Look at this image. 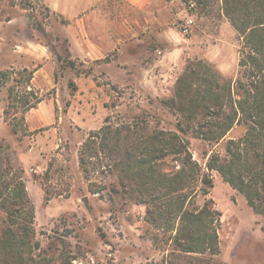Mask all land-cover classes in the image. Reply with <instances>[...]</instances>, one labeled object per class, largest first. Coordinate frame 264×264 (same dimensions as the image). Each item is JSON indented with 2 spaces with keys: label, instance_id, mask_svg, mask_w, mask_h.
<instances>
[{
  "label": "rangeland",
  "instance_id": "rangeland-1",
  "mask_svg": "<svg viewBox=\"0 0 264 264\" xmlns=\"http://www.w3.org/2000/svg\"><path fill=\"white\" fill-rule=\"evenodd\" d=\"M85 1L52 7L46 0H0V36L10 45L36 46L53 60L43 74L52 83L36 91L43 97L41 113L27 121L20 107L16 115L25 114L27 130L14 134L0 119V190L9 179L24 182L35 208L36 258L52 264L73 258V264H264V219L218 172L205 169L212 152L224 153L226 141L241 128L219 144L186 135L194 160L213 182L195 202L202 206L212 199L221 214L216 255L166 248L168 235L147 222L146 206L124 193L112 196L115 178L107 172L87 178L79 164L82 144L109 115L145 114L151 128L180 134V80L190 66L204 83L215 77L221 85H235L241 41L222 0H206L193 11L182 0ZM189 16L194 24L185 34ZM106 32L115 36V47L106 44L100 60L87 58L89 38L97 42ZM15 84L4 87L5 107ZM95 184L108 189L93 194ZM1 200L0 232L10 225Z\"/></svg>",
  "mask_w": 264,
  "mask_h": 264
},
{
  "label": "trees",
  "instance_id": "trees-1",
  "mask_svg": "<svg viewBox=\"0 0 264 264\" xmlns=\"http://www.w3.org/2000/svg\"><path fill=\"white\" fill-rule=\"evenodd\" d=\"M182 1L187 5L192 1L198 9L206 0ZM222 11L241 41L240 76L235 85L232 81L221 85L215 77L214 83H204L197 68L190 66L180 80V134L151 128L145 114L109 115L79 151V164L87 178L93 172L109 173L115 178L109 193H124L146 206L147 222L168 235L166 248L172 246L187 255L219 253L221 214L213 207L212 199L202 206L195 202L209 194L213 182L194 160L186 135L219 144L234 129H242L239 136L226 141L224 153L212 152L205 169L218 172L264 219V0H222ZM35 71H0V90L16 83L9 88L4 109L5 121L14 134L27 130L25 114L16 118L20 107L27 113L43 102V97L31 88ZM197 80L201 85L194 89ZM169 163L173 165L167 168ZM105 186L95 184L90 191L97 194ZM1 189L9 192L4 197L0 190L10 225L0 232V264H21L24 255L28 257L26 264H52L36 258L35 208L21 177L9 179ZM74 259L54 264H73ZM168 264L173 262L169 260Z\"/></svg>",
  "mask_w": 264,
  "mask_h": 264
},
{
  "label": "crops",
  "instance_id": "crops-1",
  "mask_svg": "<svg viewBox=\"0 0 264 264\" xmlns=\"http://www.w3.org/2000/svg\"><path fill=\"white\" fill-rule=\"evenodd\" d=\"M49 5L54 7L73 5L76 6L79 3L85 4V0H46ZM93 0H90L87 5H91ZM115 36L106 32L99 36V41L88 40L87 53L85 54L87 58L92 60H100L105 56V46L115 47ZM53 62L52 58L47 52L41 51L36 46L32 48H26L19 44L10 45L7 40L0 36V71L5 69H29L36 70L34 73L33 80L31 81V88L35 91H44L45 88H49L50 83H52V77L43 78L45 70ZM42 77V78H41ZM43 79V80H42ZM49 80V81H48ZM5 92L4 88L0 90V119L4 122V109H5ZM44 102H41L36 108L27 112V121L29 115L40 114L42 111V106ZM28 123V122H27ZM5 125V124H4ZM7 127V126H6Z\"/></svg>",
  "mask_w": 264,
  "mask_h": 264
},
{
  "label": "built area",
  "instance_id": "built-area-1",
  "mask_svg": "<svg viewBox=\"0 0 264 264\" xmlns=\"http://www.w3.org/2000/svg\"><path fill=\"white\" fill-rule=\"evenodd\" d=\"M189 7H190V10L193 11L196 8V4L191 1L189 3ZM193 24H194V17L193 16H189L188 19L182 25V32L185 33V34L188 33L189 29L193 26Z\"/></svg>",
  "mask_w": 264,
  "mask_h": 264
},
{
  "label": "water",
  "instance_id": "water-1",
  "mask_svg": "<svg viewBox=\"0 0 264 264\" xmlns=\"http://www.w3.org/2000/svg\"><path fill=\"white\" fill-rule=\"evenodd\" d=\"M84 202H85V204H87V201H86V199H84Z\"/></svg>",
  "mask_w": 264,
  "mask_h": 264
}]
</instances>
